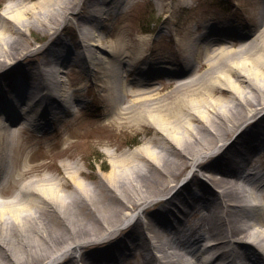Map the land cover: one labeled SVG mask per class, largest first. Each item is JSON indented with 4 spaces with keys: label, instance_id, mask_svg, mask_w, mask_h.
Listing matches in <instances>:
<instances>
[{
    "label": "bare ground",
    "instance_id": "bare-ground-1",
    "mask_svg": "<svg viewBox=\"0 0 264 264\" xmlns=\"http://www.w3.org/2000/svg\"><path fill=\"white\" fill-rule=\"evenodd\" d=\"M56 1L37 0L40 12L50 18L38 16L36 3L26 0L0 11V43L9 47L31 27L40 29L36 20L53 36L74 15L76 27L84 30L75 43L80 57L62 36L52 48L50 42L29 44L0 55V264H147L139 257L146 249L152 251L153 264H264V0L255 2L258 19L252 26L215 16L200 22L195 35L155 62L149 61L154 55L147 46L139 47L146 43L145 36L140 42L121 36L102 46L105 36L91 31L104 25L108 1L120 10L133 8L138 0L58 1L63 12L56 9ZM80 4L84 13L77 9ZM31 12L34 22L28 18ZM8 27H14L13 36L4 32ZM166 27L173 31L166 23L164 35ZM64 44L67 49L60 53ZM197 62L204 71L192 75ZM71 63L83 64L86 78L101 80L97 83L104 86L114 120L140 123L142 118H136L147 113L161 136L150 141L154 146L144 142L117 155L109 183L101 180L90 186L78 176L79 167L70 164L61 180L24 158L28 147L23 132H45L61 115L89 103L81 95L87 79L68 91L61 65ZM97 64L100 75L92 74ZM132 70L143 78L130 77L124 83ZM148 71L168 75L174 87L164 100L154 96L160 87L156 77L143 75ZM24 77L32 93L26 98L18 84L27 80ZM145 101V106H137ZM203 155L206 159L200 160ZM188 165L183 179L192 175L186 182L173 183L160 196L145 197L150 207L127 212L120 223L110 225L120 211L112 199L118 191L121 201L132 207L142 199L127 196L134 183L159 180L160 173L174 177ZM129 171L130 182L122 181ZM174 244L183 245L185 252Z\"/></svg>",
    "mask_w": 264,
    "mask_h": 264
},
{
    "label": "rangeland",
    "instance_id": "rangeland-1",
    "mask_svg": "<svg viewBox=\"0 0 264 264\" xmlns=\"http://www.w3.org/2000/svg\"><path fill=\"white\" fill-rule=\"evenodd\" d=\"M26 1L30 4L36 3L37 6L35 5V9L36 11L38 10L40 12V7L38 6L39 3L37 4V0ZM58 1L60 2L62 0ZM58 1H56L54 5L57 6V10L60 9V11H62ZM256 1L258 0H191L190 3L187 4L183 0H138L133 8L122 9V13H119L118 15H113L114 13H111V16L107 19L102 18L103 23L104 21H108L106 27L100 29L101 24H99L96 25V27H91V31L97 30L101 33V35L105 36L102 46L109 44L111 39L116 40L121 36L125 37L124 39H138L137 41L139 42L140 39L145 36L147 38L146 43L143 45L141 42L139 47L147 46L150 52H153L154 57H164V55L171 52L175 46L178 47L183 45V43L186 42L190 36L195 35V30L197 29V26L200 22L208 23V21L213 17L215 18V16H226V19H234L238 24L246 23L247 25L252 26L253 23L258 19L256 18L258 6V4L255 6ZM9 3H17V0H0V11H2L4 6L8 5ZM77 9H79V11L81 10V13H84L85 8H82L81 4ZM39 12H36L38 16L42 18H50V16L45 15L44 10H41L40 13ZM32 13L33 12L29 14L30 17L28 16V18L31 20L34 19ZM155 20H158L159 23L162 24L163 28L167 23V25L171 27L173 31L169 32L168 27H166L165 35L162 37L156 36L155 34L146 33V29L154 27L153 22ZM66 21L69 23L61 25L52 36L50 32L44 31L41 28L38 20H36L34 23L38 24L40 29L35 26L31 27L29 29L30 33L28 35L26 33L23 34V38L21 37L22 39L18 40L20 42L12 47H9L11 45L8 43H0V55L2 54L3 57L6 49L13 52L15 51V48L22 45L23 47H26L29 44L43 45L50 42L49 48H52L56 45L54 44L55 38L62 36L64 38V42L68 41L69 44H71L69 46H71L73 49H77H75V51H77V55L79 56L82 52L79 46L77 47L75 43H79L77 42L79 37L78 33H82L84 30L81 32V29H79L80 27H76L77 19L74 15H70L69 19ZM96 22H98V18L97 21H93V23ZM188 27L190 30L188 34H186V28ZM8 28V30L4 31L8 35L7 37L13 36L14 30L11 29H14V27ZM170 33H173L172 35H174V37H172ZM66 49L67 46L64 44V47H61L60 53ZM5 55L6 53L4 56ZM71 61H74V59ZM64 65H66V63H64ZM64 65H61L63 66L62 69L65 70L62 74L65 75V78L68 81V91L72 92L73 89L80 87V84H82V79H87L83 85L84 90L82 91L81 95H83L82 97H84L89 103L87 104L86 108L77 110L75 112L70 111V115H61L56 121L53 122V126H50V128H52L51 130L56 128L54 131H52L51 135L48 134V136H39L37 133L34 135H29L28 133L23 132L22 141L26 147H28L25 151L24 158L28 161V163L41 164V169H43V171H41L42 173L54 175L61 180L67 176V164L72 166L74 165L75 169L79 167L82 173H78V176L83 179L86 184L93 186L94 184L99 183L98 181L108 180V175L111 173L114 164L113 160L116 159L117 155H120L125 151H132L136 147L142 145L144 142H150L152 139L154 140L155 138H159L161 136L155 124L150 121V117L147 113L144 114V117L136 118V120L142 118V122L140 123L132 122L131 119H128V122H125L127 118H125V121H122V118L119 120H114L113 116L111 115L112 107L111 105H108V101L105 100L104 97V86H101L97 83V81L101 83V80H95V77L92 79L86 78L84 74L87 69L83 64H81V67L76 63H71L70 66L67 65L68 67ZM94 66L95 71L92 72V74L94 73L100 75V64ZM202 71H204V68L201 69L200 64L197 62L189 73L192 75H197ZM189 73L188 76H190ZM160 75L161 73H158L156 76L152 75V77H156V82H158L157 86L160 87L158 89V94H154V96L164 100L165 92L173 90L174 86H171L168 83V75L164 74L161 77H157ZM130 77L131 76H127L124 79V83H128L130 81ZM26 78L24 77V79ZM18 81V84H20L21 87L23 86L21 95L24 94L25 98L30 96L32 94L29 90L30 85H26L28 83V78L26 81L24 80V83L23 81ZM181 90L183 89L181 88L180 91ZM129 98L131 100L134 98V96ZM145 105L146 101L138 104L137 106L143 107ZM244 115H246L245 112L238 120L239 124ZM51 130L49 132H51ZM150 143L152 145H156V142ZM214 144L215 143H212L210 146L212 147ZM111 151H114L116 156H113ZM201 159H206V155L201 156L200 160ZM133 167H138V163H135ZM190 168L191 165H188L183 169L182 173H179L174 177H167V174L163 175L160 173L158 175L159 180L158 178L156 181L147 180L144 185H139L137 182L134 183V185H137L135 188L133 187L129 190L127 196H140L142 199H139V202H133L132 207H129L126 203L121 201V191H118V195L112 199L113 203L116 201L117 205H115L119 207L120 211H117L116 208V211L113 210L115 211V214L112 216L113 223L110 225L120 223L123 219V215H125L127 212L135 213L138 209L142 210L143 208L146 209L150 207L146 204L145 197H157L161 194H164V192L168 193L173 188V183L176 184V182H182L183 177L187 174ZM132 174L133 173H130V171L124 173L121 177V180H126L125 182L127 183L130 182L129 179L130 176H133ZM191 175L189 177L187 176V179H189ZM165 181L168 182V185L166 186ZM197 182H199L198 179ZM194 185L195 184H193V186ZM15 188L16 187H13L6 191L8 192L6 195H10L12 192H14L13 190H15ZM125 195L126 193H123L122 197ZM0 198L4 197L0 196ZM138 212L140 211H137V213ZM187 225H185V227H187ZM76 228H78V232L82 233L83 235L85 234V231L79 228V226ZM33 233L34 232L30 231L28 232V235L34 236ZM167 233H169L170 236L173 235L171 231H167ZM74 235L76 234L74 233ZM86 236H89V234H85V237ZM158 248L156 252L158 255H160L162 252H160V249ZM174 248L176 250H180L181 252H185L183 245L174 244ZM114 252L116 253L115 255L120 257L117 250L112 251V253ZM151 253L152 251L149 249L141 251L139 256L140 263L144 258L147 264H153ZM123 264L129 263L125 262Z\"/></svg>",
    "mask_w": 264,
    "mask_h": 264
}]
</instances>
